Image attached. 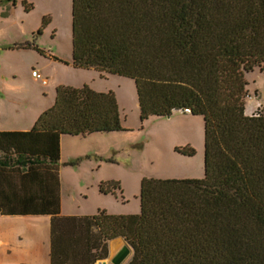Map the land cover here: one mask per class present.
I'll use <instances>...</instances> for the list:
<instances>
[{"label":"trees","instance_id":"trees-1","mask_svg":"<svg viewBox=\"0 0 264 264\" xmlns=\"http://www.w3.org/2000/svg\"><path fill=\"white\" fill-rule=\"evenodd\" d=\"M72 63L133 79L142 121L185 108L202 116L205 172L143 178L138 214L54 218L51 264L65 263L56 228L67 220L86 242L81 264L105 259L118 236L132 248L128 264H264V106L245 112V75L264 63V0H72ZM121 130L115 93L84 84L58 85L28 133L51 134L57 159L60 134ZM93 227L102 244L89 239Z\"/></svg>","mask_w":264,"mask_h":264},{"label":"rangeland","instance_id":"rangeland-1","mask_svg":"<svg viewBox=\"0 0 264 264\" xmlns=\"http://www.w3.org/2000/svg\"><path fill=\"white\" fill-rule=\"evenodd\" d=\"M17 41H29L31 47L10 50L6 45L3 49L8 50L0 51V77L6 74L11 79L0 80V95L3 92L4 97H9L10 102L16 101L19 108L36 106L33 102L38 98L36 93H43V89L40 83L30 79L34 67L44 71L51 83L60 81L75 86L86 83L96 91H113L127 129L94 135L91 139L66 137L69 139L63 149L67 159L63 165L76 169L80 161L84 171L92 165L100 184L112 182L117 184V189L112 194L99 191V196L95 190L78 189L72 183L76 176L69 175V185L63 189L65 213H95L98 208H104L115 215L138 214L143 178L204 177L205 125L202 116L176 110L169 117L152 116L142 121L133 79L68 65L72 59V0H0V44ZM32 43L44 53L34 49ZM52 57L65 63L52 62ZM245 76L248 92L245 112L251 115L264 106V63ZM187 146L195 150L193 156L176 151ZM70 154L77 155L69 157ZM79 154L83 155L78 157ZM78 175L83 177V170ZM11 225L17 227V224ZM101 260L104 261L100 259L94 264H102L99 263ZM122 264H128V260Z\"/></svg>","mask_w":264,"mask_h":264},{"label":"crops","instance_id":"crops-1","mask_svg":"<svg viewBox=\"0 0 264 264\" xmlns=\"http://www.w3.org/2000/svg\"><path fill=\"white\" fill-rule=\"evenodd\" d=\"M25 44H31V42L17 41L12 44H0V51L30 49L23 47ZM6 45L10 48L3 49ZM32 45L35 46L34 43ZM50 61L65 63L64 60L56 57H52ZM68 65H72L75 69H83L75 67L72 59ZM34 70L38 69L32 68L30 79L33 83H40L39 86L43 89V93H36L38 98L33 101L36 106L23 105L19 108L16 101L10 102L9 97H4L3 92L0 95V264H51L53 219L57 217L92 216L99 210H104V208H98L95 213L88 211L80 214L64 212L63 189L69 185L67 178L69 175L76 176L72 183L78 189H88L91 192L95 190L96 195L100 196L101 194L99 193L100 178L92 165H89L86 171L82 169L83 163L80 161L77 162L76 169L66 168L63 165L67 159L64 157L63 145L69 138L91 139L94 135L112 134L127 130L94 132L85 135L60 134L59 156L56 159L51 134L28 132L32 130L39 116L54 104L58 85L80 87L86 83L80 86L61 83L60 81L51 83L49 77H45L44 71L38 70L47 81L46 84H43L40 78L32 76ZM12 79H14L13 75ZM0 80L6 82L11 79L8 75L2 74ZM120 115L122 125L125 127L122 114L120 113ZM69 142L71 139L68 140ZM83 154H79L78 157ZM71 155L77 154H70L69 157ZM71 159L73 158L71 157ZM81 170L84 172L83 177L78 175ZM116 189L114 187L109 193H114ZM105 211L111 214L106 209ZM56 212L58 213L56 214ZM118 212L120 211H114V213ZM11 223L17 224V227ZM73 224L74 222L71 220L57 224L58 243L56 245L57 247L62 246L59 250L63 255V261H65L63 264H81V260L84 259L81 256H85L87 253L85 250L86 242H82L80 237L76 238L79 231L77 228H73ZM65 231H68L70 236L65 235ZM98 231L97 227L90 229L89 239L94 240L95 244L100 243L101 240L102 244L103 240ZM77 239L81 241L78 242ZM105 243L107 248L105 259H108V262L105 259L99 261L102 264H111V258L123 245L128 244L122 236L107 240ZM92 252H96V249H93ZM86 260L87 262L90 261L91 257L86 256Z\"/></svg>","mask_w":264,"mask_h":264},{"label":"water","instance_id":"water-1","mask_svg":"<svg viewBox=\"0 0 264 264\" xmlns=\"http://www.w3.org/2000/svg\"><path fill=\"white\" fill-rule=\"evenodd\" d=\"M132 253V248L125 244L121 247V249L114 255L110 262L112 264H122L125 260H127Z\"/></svg>","mask_w":264,"mask_h":264},{"label":"built area","instance_id":"built-area-1","mask_svg":"<svg viewBox=\"0 0 264 264\" xmlns=\"http://www.w3.org/2000/svg\"><path fill=\"white\" fill-rule=\"evenodd\" d=\"M32 76H33V77H36V78H40V79L42 80V83H43V84H46V83H47L46 79L43 78V77L41 76V74L39 73L38 70H34V71H32ZM183 111L189 113V112H190V109H189V108H185Z\"/></svg>","mask_w":264,"mask_h":264}]
</instances>
